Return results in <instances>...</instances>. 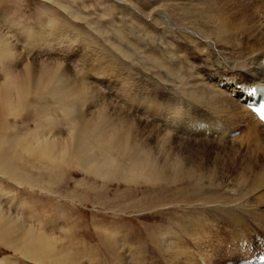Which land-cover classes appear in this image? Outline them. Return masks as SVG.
<instances>
[{"label":"rangeland","instance_id":"1","mask_svg":"<svg viewBox=\"0 0 264 264\" xmlns=\"http://www.w3.org/2000/svg\"><path fill=\"white\" fill-rule=\"evenodd\" d=\"M162 10L169 23L158 16ZM244 17L251 29L264 24V0H0V30L24 60L35 68L43 59L62 63L67 72L87 77L94 93L101 91L84 111L107 102L112 116L117 108L126 122L136 118L139 132L133 138L161 151V160L167 155L168 161L182 158L185 167L206 175L197 186L151 183L142 175L130 182L97 178L77 167L66 169L55 184L45 187L20 186L5 178L0 183L2 210L56 237L57 246L80 257L82 264H239L243 254L237 241L264 235V127L254 126L252 116L239 110L197 106L186 81L171 76L169 61L181 74L194 71L206 81L228 61L227 68L232 60L246 56L247 44L264 47V38L248 37ZM223 24L240 28L235 33L227 28L229 38L223 39L218 28ZM39 52L46 53L38 56ZM151 52L156 58L149 56ZM172 52L180 53L186 65ZM2 62L0 85L5 79ZM23 63H17V72ZM172 103L173 114L190 116L198 131L184 134L174 120L178 117L166 118ZM34 114L26 110L10 116L9 122L26 132L34 129ZM211 125L218 129L212 127L208 135ZM158 134L171 137L164 140ZM128 160L121 162L126 165ZM244 172L253 177L249 186L239 183ZM256 172L263 182L256 183ZM170 238L182 249L173 253L172 247H165ZM1 263L49 264L0 243Z\"/></svg>","mask_w":264,"mask_h":264},{"label":"bare ground","instance_id":"2","mask_svg":"<svg viewBox=\"0 0 264 264\" xmlns=\"http://www.w3.org/2000/svg\"><path fill=\"white\" fill-rule=\"evenodd\" d=\"M157 14L169 23V17L165 11L162 10ZM244 22L246 26L249 25V21L245 17ZM236 27L233 31L230 27H227V24L219 25L220 36L223 39H228L226 29L228 28L235 33V30L240 28L237 27L238 29H236ZM248 29V31H245L251 32L248 35L250 39L253 38L256 41V39L264 38L263 22L252 29L249 26ZM228 33L231 34L230 31ZM12 41L0 30V60L4 61L1 67L5 76L4 81L0 85V183L7 178L19 183L20 186L27 185L30 188H35L36 186L45 187L48 184H55L56 179L64 176L67 173L66 169L71 167H77L85 174H91L97 178L115 177V179L127 182L134 180V176L142 175L147 177L151 183L161 182L168 185L186 183L191 186L204 183L206 175L200 173L199 170L185 167L182 158L175 159L174 157L173 160L169 159L168 161L166 158L169 155H167L164 160H161L159 157L161 151L155 152L148 141L146 142L144 139L133 138L132 135L135 134L137 136L136 134L139 132L138 123L135 122L136 118H131L129 119L130 121L126 122V117L122 116L121 110L117 108L114 109L116 110V115L112 116L114 114L109 110L111 105L107 102L98 105L90 112L88 111L89 109L84 111L86 104L95 103L94 99L98 98L99 93H101L99 89L100 92H96L97 90L95 89V93L93 89L91 90L93 85L87 77H79L80 75L67 72V69L64 68L66 66L62 63L44 59L39 63V68H35L30 60H24L21 52L16 49ZM247 47L250 50L246 51L248 53L246 56L242 55L232 60L227 68L228 61L225 64L226 67L223 66L222 71L220 70L221 72L216 71L218 68L215 70L211 66L215 71L214 73L212 71V73H209L206 81H202L203 79L201 80L194 74V71L192 73L188 70L185 71V74H181L180 68L176 64H172L174 62L168 60L171 63L169 67L172 71L171 76L173 75L176 78L175 80L181 78L180 81H186L187 86L191 89L190 92L194 93L193 96L198 101H195L198 103L196 104L197 106L221 112L223 110H232L236 113L235 110H239L245 115L252 116L254 126L264 127V124L245 106L242 89L238 88V85L244 88L252 87L253 85H264V47H254L249 44H247ZM44 53L39 52L38 56L45 55ZM172 54L175 53L172 52ZM149 56L156 58L153 52ZM7 60L8 63L5 62ZM181 61L183 60L180 59V64L185 63L186 65V61H183V63ZM19 62H24V66L22 71L17 72V63L19 64ZM96 93H98L97 96ZM47 97H50L52 101H47ZM45 102L47 103L45 104ZM174 107L176 108V105L172 103L169 104V108H166L168 111L166 118L174 119L178 117L177 114H173L174 111L172 109ZM32 109L35 112L34 115H36L34 129L24 132L21 131L20 125L12 126L10 124V116L18 117L23 111ZM179 116L181 117L174 120L181 123H178V126H183L181 130L184 134L191 135L198 131L197 125L193 126L195 121L190 119V116H186L185 113ZM234 117L236 116L234 115ZM212 127L218 129L217 126L211 125L207 127V132L205 133L208 134L213 130ZM151 133L153 132H150V136H152ZM160 135L158 134V136ZM164 137L161 138L167 140L171 136L164 134ZM126 158L129 160L125 165L121 161ZM245 172L247 173V170ZM244 173L243 175H241L242 173L240 174L239 183L241 186H249L253 177L249 176L250 173L248 175ZM257 174L256 183L263 182L261 174ZM165 242V247H172L173 253L174 249L177 251L179 247V245L175 246L177 241L174 242L173 238H170L167 241L165 240ZM0 243L16 253H21L41 262L46 261L49 264H82L80 257L69 252L65 247L60 248V246H57L59 240L56 237L36 231L31 226H26L25 223L19 222V219L6 213L1 207ZM239 264L242 263L239 261Z\"/></svg>","mask_w":264,"mask_h":264}]
</instances>
